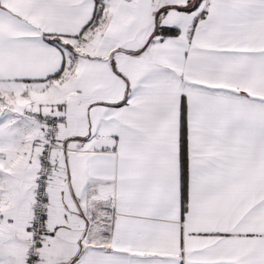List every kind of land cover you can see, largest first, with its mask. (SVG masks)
<instances>
[{
	"label": "snow or ice",
	"instance_id": "6c2138e0",
	"mask_svg": "<svg viewBox=\"0 0 264 264\" xmlns=\"http://www.w3.org/2000/svg\"><path fill=\"white\" fill-rule=\"evenodd\" d=\"M0 264H264V0H0Z\"/></svg>",
	"mask_w": 264,
	"mask_h": 264
}]
</instances>
